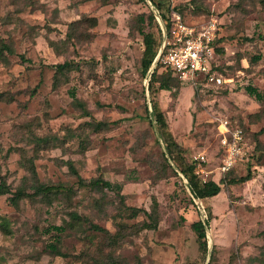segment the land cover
Returning <instances> with one entry per match:
<instances>
[{"label":"rangeland","instance_id":"1","mask_svg":"<svg viewBox=\"0 0 264 264\" xmlns=\"http://www.w3.org/2000/svg\"><path fill=\"white\" fill-rule=\"evenodd\" d=\"M157 11L167 22L217 20L213 65L225 84L165 75ZM143 32L155 40L147 71ZM247 86L264 99L261 0H0V182L10 191L0 195V264H264V103ZM153 103L173 157L195 170L204 156L199 176L220 186L201 200L205 213L168 166ZM224 120L242 129L246 155L220 176ZM70 167L120 191L80 186ZM40 185L61 191L34 194ZM18 190L27 196L14 205ZM142 211L155 229L142 230ZM49 226L66 228L59 243Z\"/></svg>","mask_w":264,"mask_h":264},{"label":"built area","instance_id":"2","mask_svg":"<svg viewBox=\"0 0 264 264\" xmlns=\"http://www.w3.org/2000/svg\"><path fill=\"white\" fill-rule=\"evenodd\" d=\"M162 31V43L157 55L162 69L171 70L177 79L192 85L205 84L220 87L225 79L214 67L216 39L218 33L217 20L189 24L179 14L173 13L165 25L159 15H155ZM156 62V63H157ZM220 165L217 171L220 176L230 172L245 155L243 131L240 128L232 129L227 120L218 124ZM196 168L194 175L200 184L206 179L199 176L201 164L205 163L204 156L194 157ZM210 173H206L208 175ZM180 184L186 191L201 213H205L202 202L190 190L188 180L178 173Z\"/></svg>","mask_w":264,"mask_h":264},{"label":"trees","instance_id":"3","mask_svg":"<svg viewBox=\"0 0 264 264\" xmlns=\"http://www.w3.org/2000/svg\"><path fill=\"white\" fill-rule=\"evenodd\" d=\"M261 2L264 5V0H261ZM154 15L155 14L152 13L153 17H154ZM158 15L160 16L163 23L166 25L167 21H166V19H164L165 17H163L159 12H158ZM141 35L143 37V44L145 47L143 55H142V68L144 71H147L150 68V66H151V64H152V62L156 56V51L154 49L155 40L153 39L152 35L149 33L143 32V33H141ZM218 40H219V38H218V33H217L216 42ZM259 58L260 57H257L256 59H259ZM70 66H71L70 64L66 63V64H62V65H56L55 68H56V71L60 73V72L64 71V69L70 68ZM163 72H165V75H168V76H171L172 78L177 79L171 70L166 69ZM159 84H160L159 85L160 90L170 91L172 88L167 83H159ZM245 92L249 96L254 97L255 100L264 103L263 96L255 88H253L251 86H247L245 88ZM2 96L3 95L0 94V99L2 98ZM153 113H154L153 122L158 126V129H159V135L157 137V141L160 143V145L162 146V148L164 150V157L166 158V161L169 164L168 166H170V168L175 173V175L178 176V173H180L188 180L190 190L196 198L202 200V199H207V198L217 196L220 193V186L219 185L215 184L212 181L200 184L194 175V166L193 165H187L182 160L177 159V158L175 159V157H173V151H172L171 146L176 148L177 145L174 142H172L170 140L167 141L165 139L163 130L166 128V123L164 121L163 114L160 112V110L158 109V107L154 103H153ZM70 171L78 178V184L80 186H88L91 188L115 190L117 192L120 191L119 186L114 187L109 182H106V181H103L100 179L92 180L88 183H85V181L78 176V174L76 173V171L72 167H70ZM247 176H249V175H247ZM247 178H241L239 181L244 182L245 180H247ZM60 191L61 190L59 187H50V186L45 187V186L40 185V186L36 187L34 194H36V195L37 194L47 195V194H50L53 192L55 193V192H60ZM5 194H10V191L4 182H0V195H5ZM25 196H27V195L24 191L18 190L12 194V197H10L9 200L11 201L12 204L15 205L16 201L22 199ZM137 212H138V210L133 209L132 214L135 215ZM142 212L146 217L151 218V222H149V223L144 222L142 224V230L155 229L156 228V220L151 216V214L147 213L146 211H142ZM91 227L93 230L102 232V229H99L96 226H91ZM191 228L196 233L197 242H198V246H199L200 251L202 253L206 254V252H207V241H206V234H205V230H204V228H205L204 223L201 221H197L191 225ZM51 231H54L57 233L56 242L59 243V237L58 236H59V234L64 233L66 231V228L64 226H49L47 229V232L49 233ZM47 249L49 250L50 253H53L56 256L61 255V253L58 250L57 243H51V244L47 245Z\"/></svg>","mask_w":264,"mask_h":264},{"label":"water","instance_id":"4","mask_svg":"<svg viewBox=\"0 0 264 264\" xmlns=\"http://www.w3.org/2000/svg\"><path fill=\"white\" fill-rule=\"evenodd\" d=\"M157 62V58L155 59V63Z\"/></svg>","mask_w":264,"mask_h":264}]
</instances>
